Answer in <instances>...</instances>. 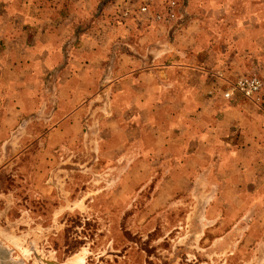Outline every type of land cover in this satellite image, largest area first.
<instances>
[{"label": "crops", "instance_id": "1", "mask_svg": "<svg viewBox=\"0 0 264 264\" xmlns=\"http://www.w3.org/2000/svg\"><path fill=\"white\" fill-rule=\"evenodd\" d=\"M99 1L0 0V127L21 119L36 131L44 126L45 149L68 140L86 96L98 93L109 60L114 79L109 89L120 86L127 106L154 108L147 129L156 144L169 148L182 142L169 156L189 159V172L204 170L206 185L213 187L219 185L208 181L215 160L223 193L221 201L207 203L208 219L232 223L224 234L255 239L256 264H264V87L258 103L238 93L223 97L236 73L251 71L264 79V0H182L178 13L182 10L183 18L168 40L159 36L165 25L149 18L166 0H136L149 13L134 14L140 23L123 24L103 14L106 6L92 14ZM128 2L135 5L122 0L121 7L111 9ZM85 14L94 18L85 21ZM137 94L146 96L132 102ZM165 114L168 119L162 121ZM98 187L97 192L106 189L100 181ZM62 199L53 204L50 219L66 212ZM65 200L74 203V198ZM219 206L222 212L215 214ZM225 207L233 213L223 212Z\"/></svg>", "mask_w": 264, "mask_h": 264}, {"label": "rangeland", "instance_id": "2", "mask_svg": "<svg viewBox=\"0 0 264 264\" xmlns=\"http://www.w3.org/2000/svg\"><path fill=\"white\" fill-rule=\"evenodd\" d=\"M175 1L176 19L164 24L159 34L167 40L183 18L182 10L178 13L182 0ZM115 4L122 5V0H100L92 14L102 13L106 6L103 14L118 24L138 22L134 14L112 11ZM88 18L85 14V21L94 16ZM108 61L98 93L86 96L68 140L45 149L44 126L36 131L21 119L0 127L4 137L0 140V264H256L255 239L224 234L232 223L208 219L207 203L221 201L223 193L215 160L208 181L218 183L217 187L206 185L204 170L189 172L191 161L186 157L169 156L178 152L182 142L170 143L169 148L164 142L156 144L147 129V115L154 108L138 109L134 103L128 107L120 86L109 89L114 79ZM238 75L256 73L242 71L234 78ZM145 96L134 95L132 102ZM165 118L166 114L162 121ZM108 166L117 168L109 173ZM39 168L47 175H35ZM107 179L113 182L107 184ZM201 180L202 188H197ZM98 181L106 189L97 192ZM52 185L59 188L50 195ZM95 191L99 196L93 199ZM58 197L67 210L50 219ZM65 197L74 198V203H67ZM220 207L215 214H221ZM223 212L233 213L226 207ZM38 213L43 219L34 220Z\"/></svg>", "mask_w": 264, "mask_h": 264}, {"label": "built area", "instance_id": "3", "mask_svg": "<svg viewBox=\"0 0 264 264\" xmlns=\"http://www.w3.org/2000/svg\"><path fill=\"white\" fill-rule=\"evenodd\" d=\"M148 14L149 8L146 4L134 5L128 2L126 6L119 10L121 16L132 15L135 13ZM177 3L175 0H167L163 10H157L150 13L152 20L156 23L168 24L177 16ZM264 87L263 80L257 75H238L229 82V87L223 92V97L228 99L234 93H238L245 98L258 103L261 100L260 91Z\"/></svg>", "mask_w": 264, "mask_h": 264}, {"label": "bare ground", "instance_id": "4", "mask_svg": "<svg viewBox=\"0 0 264 264\" xmlns=\"http://www.w3.org/2000/svg\"><path fill=\"white\" fill-rule=\"evenodd\" d=\"M76 262H77V261H76ZM76 262H75V263H76ZM78 263H79V262H78Z\"/></svg>", "mask_w": 264, "mask_h": 264}]
</instances>
